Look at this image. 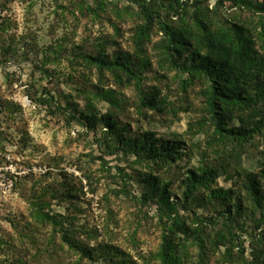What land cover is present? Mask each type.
Returning a JSON list of instances; mask_svg holds the SVG:
<instances>
[{
  "label": "rangeland",
  "instance_id": "1",
  "mask_svg": "<svg viewBox=\"0 0 264 264\" xmlns=\"http://www.w3.org/2000/svg\"><path fill=\"white\" fill-rule=\"evenodd\" d=\"M192 1L180 0L188 2L189 15ZM201 2L216 10L213 23L245 25L260 48L264 13L233 7L227 0ZM139 11L132 0H0V264H160L156 254L166 220L157 213L156 193L168 184L170 201L182 198L187 171L205 165L218 168L217 178L178 211L187 225L200 227L205 262L229 264L223 249L210 247L214 231L227 226L248 257L251 237L264 230V221L255 229L259 213L250 214L242 176L234 166L226 172L219 168L230 161L216 154L212 126L200 124L206 114L202 85L183 84L188 77L182 70L184 58L164 53L156 24L143 46L149 67L139 85L123 76L116 81L83 62L88 54L112 60L133 55ZM165 18L162 8L153 15L155 22ZM170 21L180 24L176 16L170 15ZM152 88L166 100V112L139 110V91ZM107 90L119 102L112 121L124 139L151 132L179 143L180 158L170 166L153 167L127 147L112 154L103 138L107 128L102 118L109 104L101 95ZM82 115L94 117L92 126ZM256 144L242 152L241 173L260 169L264 141ZM151 178L155 188L148 183ZM62 183L74 194L54 199L53 191H63ZM262 193L264 199V187ZM38 209L73 217L81 233L74 237L85 241L92 233L89 245H109V256L82 258L61 243L58 233L51 246L52 227L40 222ZM227 210L233 221L223 215ZM185 244L181 264H197V245Z\"/></svg>",
  "mask_w": 264,
  "mask_h": 264
},
{
  "label": "trees",
  "instance_id": "2",
  "mask_svg": "<svg viewBox=\"0 0 264 264\" xmlns=\"http://www.w3.org/2000/svg\"><path fill=\"white\" fill-rule=\"evenodd\" d=\"M132 0L140 10L141 24L134 30L133 55L125 54L121 59H107L100 55H85L83 62L94 67L99 74L108 72L117 80L122 76L127 81H134L139 85V78L149 67V62L144 56L143 46L149 39L150 31L154 24L161 31L162 48L164 53L173 57L184 58L182 70L187 74V82H199L202 85V96L205 104V119L202 125L209 123L212 126L211 141L215 146L216 154H222L229 162L220 163V169L234 166L237 176H242L243 188L249 201L250 214L259 213L254 221L255 229L264 221V152H261V167L256 173L242 171L241 156L244 149L253 146L257 148V139L264 141V38L260 48L257 49L251 33L243 24L228 22L213 23L218 19L216 10H209L201 0L191 2L193 13L187 12L188 2L180 0ZM233 7L254 10L255 13H264V3L259 0H227ZM166 2V5H160ZM205 2V1H204ZM162 8L165 9L166 18L163 21H154L153 15ZM216 9V8H215ZM170 15L176 16L179 25L170 21ZM188 19V20H187ZM264 37V33H263ZM137 85V87H138ZM101 97L108 102L109 111L102 118L107 131L103 134L112 154H117L120 148H128L130 153L153 167L170 166L180 158L181 146L176 141H162L151 132L144 133L139 138L130 141L124 139L121 132L115 128L112 121L114 111H117L119 102L114 98L111 90L102 91ZM156 88L147 92L139 91L138 108L147 109L156 113L167 111L166 100L159 97ZM41 102V101H40ZM46 102V100H44ZM92 126L94 117L82 115ZM2 133L0 131V140ZM259 144V142H258ZM225 166V167H223ZM216 167L205 165L197 171H187L182 181V198L170 201L167 193L168 184L164 185L157 194V213L160 219H165L161 244L156 257L160 264H181L186 252L185 242L197 245L199 249L197 264L205 262V244L201 236V229L192 228L178 211L185 210V202L193 198L200 188H207L218 176ZM150 187L155 188L154 178L148 179ZM59 190H54L53 198L68 199L72 197L73 189L62 183ZM214 193V192H213ZM149 194V193H146ZM218 196V195H217ZM145 195V198H149ZM218 197H221L219 195ZM226 197V196H225ZM237 213L241 211V201L237 199ZM37 214L40 222L52 227L53 235L51 246L56 234L60 236L61 243L68 250L79 253L82 258L94 260V255L109 256V245H89L92 233L86 234V240L81 241L74 236L81 235L76 231L74 218L59 213ZM227 220L233 221L229 210L224 212ZM198 223L202 224L201 221ZM227 228V229H226ZM253 229V230H255ZM252 230V231H253ZM254 232V231H253ZM254 234V233H253ZM226 226L214 231L209 239L210 247L216 250L223 249L222 257L229 264H264V230L254 234L250 251L245 255L242 246L234 243L238 238ZM53 239V240H52ZM237 248L236 255L233 250Z\"/></svg>",
  "mask_w": 264,
  "mask_h": 264
}]
</instances>
